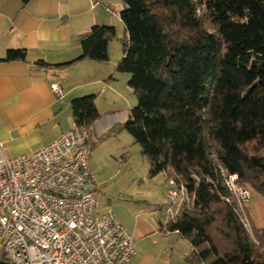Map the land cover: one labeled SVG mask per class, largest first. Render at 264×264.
I'll return each instance as SVG.
<instances>
[{
  "label": "trees",
  "instance_id": "16d2710c",
  "mask_svg": "<svg viewBox=\"0 0 264 264\" xmlns=\"http://www.w3.org/2000/svg\"><path fill=\"white\" fill-rule=\"evenodd\" d=\"M120 2L125 36L114 70L130 75L137 103L109 133H129L149 174L185 189L187 201L162 230L189 243L190 264H264V226L246 230L226 185L234 175L264 198V0ZM115 39V27L92 25L80 57L53 68L107 62ZM11 61L26 62L27 52L8 49L0 62ZM95 98L70 101L87 135L100 118Z\"/></svg>",
  "mask_w": 264,
  "mask_h": 264
},
{
  "label": "built area",
  "instance_id": "2783aa9c",
  "mask_svg": "<svg viewBox=\"0 0 264 264\" xmlns=\"http://www.w3.org/2000/svg\"><path fill=\"white\" fill-rule=\"evenodd\" d=\"M50 89L61 97L57 83ZM87 139L73 123L31 154L7 157L0 143V264H128L135 255L132 235L113 211L97 214ZM168 184L165 212L172 220L187 196ZM226 185L251 233L248 189L234 175Z\"/></svg>",
  "mask_w": 264,
  "mask_h": 264
},
{
  "label": "crops",
  "instance_id": "0c3cea01",
  "mask_svg": "<svg viewBox=\"0 0 264 264\" xmlns=\"http://www.w3.org/2000/svg\"><path fill=\"white\" fill-rule=\"evenodd\" d=\"M105 2L0 0V59L8 49L27 52L26 62H0V143L7 157L31 154L55 140L73 124L70 101L91 92L93 86L103 83L107 87L105 78L113 68L108 62L80 61L53 68L80 57V40L92 25H113L115 18L123 27L119 18L122 3L117 13L111 14ZM113 43H109L108 53L109 60L115 61L110 54L111 48L116 49ZM38 61L50 66L38 65ZM52 83L59 85L60 98L51 91ZM96 209L98 215L102 214L97 202ZM118 219L130 234L147 235L153 231L149 219L136 217L131 227L128 218Z\"/></svg>",
  "mask_w": 264,
  "mask_h": 264
},
{
  "label": "rangeland",
  "instance_id": "374dc122",
  "mask_svg": "<svg viewBox=\"0 0 264 264\" xmlns=\"http://www.w3.org/2000/svg\"><path fill=\"white\" fill-rule=\"evenodd\" d=\"M119 0H106L109 13H117ZM119 11V10H118ZM114 18L117 37L114 40L116 49L111 48L109 75L105 78L107 87L93 86L91 92L84 95H95V106L100 115L99 120L91 128L89 135L90 157L88 169L97 184L96 202L100 213L112 210L117 219L124 216L133 224L136 217L149 219L153 231L149 234L133 235L135 256L129 264H190L186 255L190 252L189 243L176 233H166L160 227L168 220L165 209L153 210V206L167 204L169 184L166 174L161 172L151 176L146 159L129 133L120 130L109 133L116 124L129 118L136 99L128 87L130 75L115 72V66L122 56L121 38L124 29L118 19ZM118 40V41H117ZM109 54V53H108ZM107 62H104L107 64ZM113 79H110V78ZM95 87V88H94ZM107 132V133H106ZM250 194L245 211L252 231L264 226V198L255 189L247 188ZM150 207V208H149ZM119 220V219H118ZM123 227L128 233L125 225ZM129 227H131L129 225Z\"/></svg>",
  "mask_w": 264,
  "mask_h": 264
}]
</instances>
